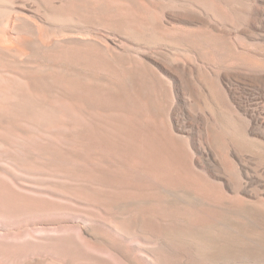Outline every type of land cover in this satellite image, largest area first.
<instances>
[{
  "label": "rangeland",
  "instance_id": "rangeland-1",
  "mask_svg": "<svg viewBox=\"0 0 264 264\" xmlns=\"http://www.w3.org/2000/svg\"><path fill=\"white\" fill-rule=\"evenodd\" d=\"M0 41V86L77 92L79 126L63 113L53 137L82 141L102 189L86 215L66 168L0 156L69 207L0 210V264H264V0H0Z\"/></svg>",
  "mask_w": 264,
  "mask_h": 264
},
{
  "label": "bare ground",
  "instance_id": "bare-ground-1",
  "mask_svg": "<svg viewBox=\"0 0 264 264\" xmlns=\"http://www.w3.org/2000/svg\"><path fill=\"white\" fill-rule=\"evenodd\" d=\"M69 40L72 39L69 38ZM2 43L0 44L1 51L5 47ZM4 77L3 74H0V79H4ZM34 79L32 84L27 85L24 75L17 74L11 78L10 88L0 86V156L5 157L6 162L14 167H32L45 162L66 168L70 177L61 181L62 186L64 189H72L81 198L84 195L85 206L88 208L83 209V212L86 215L91 214L94 210L91 209L89 203L91 200L99 199L98 193L102 189L93 181L92 169L94 166L90 154L79 138L64 142L62 139L53 137L55 131L58 132L62 129L63 113L72 114L74 126L79 124L73 105L78 103L80 98L66 81L65 85L55 86L57 93L52 99L44 100L43 96L46 90L42 87L38 77ZM76 88L78 89L80 86L76 85ZM20 90H23L24 93L20 94ZM100 90L96 93L93 92V96L117 97L115 99L118 102L117 107L121 105L118 100L120 95L116 89L106 90L104 87ZM117 107L112 113H99L104 119H102L104 122L101 126L110 132L111 130L114 132V129L122 125L121 119L117 116ZM83 123L90 125L89 123L93 124V120L87 119ZM118 135L120 136V133ZM113 136L114 134L111 132V137ZM115 136H117L116 132ZM104 205L99 208V211L101 215L108 218L109 211ZM4 209L16 211L18 215H29L43 210L55 214L64 212L69 207L46 195L40 196L21 191L16 187L12 171L6 166L0 165V210ZM94 212L99 214L96 210ZM111 219L113 222L119 223L120 226H127L126 223L134 222V218L129 215L116 214L112 215Z\"/></svg>",
  "mask_w": 264,
  "mask_h": 264
}]
</instances>
